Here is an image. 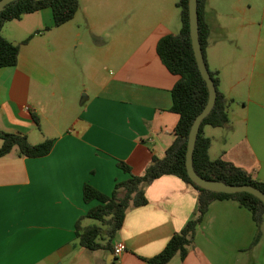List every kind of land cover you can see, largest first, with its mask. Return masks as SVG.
<instances>
[{
  "label": "crops",
  "instance_id": "0c3cea01",
  "mask_svg": "<svg viewBox=\"0 0 264 264\" xmlns=\"http://www.w3.org/2000/svg\"><path fill=\"white\" fill-rule=\"evenodd\" d=\"M129 9L125 1L119 18ZM153 10L139 34L124 35L120 47L89 50L93 59L112 63L114 71L94 64L85 70L78 62L84 81L87 71V95L71 128H63L70 113L61 105L64 91L57 88L63 69L54 62L67 57L70 42L77 53L84 45L78 13L60 27L50 8L17 20L33 15L34 27L8 30L13 21L5 24L3 35L16 44L34 36L21 44L16 66L0 68V130L23 133L31 144L52 139L54 145L41 158L22 156L17 147L0 157V264H149L146 259L158 255L195 216L198 190L166 175L145 188L147 205L127 211L113 241V246L125 243L122 255L87 250L76 238L77 221L100 204L85 202V184L111 195L118 182L143 175L153 155L164 157L176 139L179 116L170 108L179 76L163 64L157 45L180 26L171 5ZM205 17L207 63L219 72L220 90L231 101L229 125L204 129L212 140L210 157L264 181V1L207 0ZM32 114L39 116L40 130ZM119 161L130 165L132 174ZM89 220H83L84 227L92 225ZM257 230L251 212L238 202L214 201L188 254H177L170 264H264V222L262 239L252 247Z\"/></svg>",
  "mask_w": 264,
  "mask_h": 264
},
{
  "label": "trees",
  "instance_id": "16d2710c",
  "mask_svg": "<svg viewBox=\"0 0 264 264\" xmlns=\"http://www.w3.org/2000/svg\"><path fill=\"white\" fill-rule=\"evenodd\" d=\"M206 5L207 0H198L199 39L207 62L206 51L210 40V26L205 17ZM177 6L181 10V31L178 34L163 36L157 45V53L163 64L172 74L179 76L178 82L172 89L173 104L170 108L172 113L179 116L175 128L176 139L166 150L164 157L153 155L143 175L132 174L131 166L124 161H119L118 166L132 176L126 181L118 182L111 195L101 192L90 184L84 185L85 202L90 203L94 200L100 202L76 223L78 245L87 250L114 251L113 241L124 225L127 211L147 205L145 188L166 175L177 176L198 190V208L195 216L187 222L181 232L173 235L158 255L146 259L149 264H170L177 254L185 257L193 242L197 226L203 221L211 203L217 200H234L248 209L258 227L252 247L262 239L263 201L247 192L228 194L203 189L194 183L188 174L186 155L189 134L195 119L207 106L210 94L195 57L190 29L189 0H179ZM46 8L52 9L55 25L60 27L75 18L80 10V0H15L9 4L0 16V68L16 66L21 44H27L34 36L33 34L21 44H16L3 35L5 24ZM209 71L216 85L217 100L210 114L202 122L194 151V168L205 179L232 185H252L264 192V181L255 178L232 162L223 158L214 160L210 157L212 140L205 135L204 129L206 126L225 128L229 125L228 107L231 101L220 90L219 72L212 71L210 68ZM32 117L40 130L39 116L32 114ZM0 139L3 141L0 157L9 154L17 147L22 156L41 158L49 155L54 145L52 139L31 144L23 133L2 130H0ZM85 219L95 220L98 223L84 227Z\"/></svg>",
  "mask_w": 264,
  "mask_h": 264
},
{
  "label": "rangeland",
  "instance_id": "374dc122",
  "mask_svg": "<svg viewBox=\"0 0 264 264\" xmlns=\"http://www.w3.org/2000/svg\"><path fill=\"white\" fill-rule=\"evenodd\" d=\"M125 1L130 5V9L126 15H122L119 18V14L121 13ZM251 1L257 5L258 1L263 2L264 0ZM178 2L179 0H81L82 9L80 7L77 17L79 23H81L84 45L79 49L78 53H80V55H78L74 47L75 44L70 42L66 50L67 57L63 59L61 64L54 62L56 68L63 69L62 74L60 72L61 79L57 84L59 85L57 88L64 91L65 94L60 99L63 103L61 105L62 107L65 106L70 113V119L65 122L63 128L67 126L71 128L77 114L81 112L85 106L84 94H87L83 83L88 81L86 78L87 71L84 75V81L80 64L78 62H83L85 70H87L88 65L94 64L97 68L100 67V69H103L104 67H109V72L110 70L114 71L112 63L106 64L102 60L93 59V55L89 54V50L94 48L99 51L101 50L102 53H106L110 49L120 47L121 38L132 32H138L142 20L148 17V15H151L153 11H155L153 9L161 4L171 5L172 10L174 11L175 20L177 19V23H179L180 26V30L176 33L178 34L182 28L181 10L177 6ZM85 9H87L90 18L86 16ZM115 12L116 15L113 16ZM33 17V15H29L23 22L14 20L9 24L10 26H7L9 28L6 29L9 30L10 27L14 26H21L22 28L34 27L36 24L32 22ZM8 30H6V36H9L7 33ZM102 37L104 40L100 41ZM137 172H139L138 174H142L143 171L137 170ZM89 223L97 224L98 222L95 220H89Z\"/></svg>",
  "mask_w": 264,
  "mask_h": 264
},
{
  "label": "water",
  "instance_id": "95a60500",
  "mask_svg": "<svg viewBox=\"0 0 264 264\" xmlns=\"http://www.w3.org/2000/svg\"><path fill=\"white\" fill-rule=\"evenodd\" d=\"M14 1L15 0H0V16L1 13L5 10V8ZM189 16H190L191 37H192L195 57L199 69L202 73V76L208 85L210 97L205 109L195 119L189 134L188 150L186 155V166H187L188 174L191 180L203 189H207L213 192L228 193V194L247 192L255 195L264 203V192L253 187L252 185H232L222 181L208 180L201 177L194 168V151H195L198 135L200 132V128L203 120L210 114L216 103L217 89L211 77L199 39L198 0H189Z\"/></svg>",
  "mask_w": 264,
  "mask_h": 264
},
{
  "label": "built area",
  "instance_id": "2783aa9c",
  "mask_svg": "<svg viewBox=\"0 0 264 264\" xmlns=\"http://www.w3.org/2000/svg\"><path fill=\"white\" fill-rule=\"evenodd\" d=\"M125 250H126V245L123 242H118L114 246V253L117 256L122 255L125 252Z\"/></svg>",
  "mask_w": 264,
  "mask_h": 264
}]
</instances>
